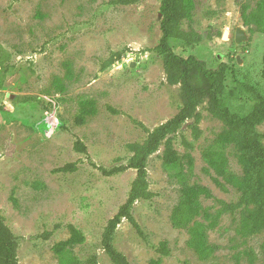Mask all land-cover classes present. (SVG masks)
<instances>
[{
	"label": "rangeland",
	"instance_id": "obj_1",
	"mask_svg": "<svg viewBox=\"0 0 264 264\" xmlns=\"http://www.w3.org/2000/svg\"><path fill=\"white\" fill-rule=\"evenodd\" d=\"M113 1L0 0V61L5 70L0 69V215L20 238L19 264H59L54 246L75 234L84 238L73 248L81 264L94 257L95 264H113L102 245L103 233L127 201L137 176L133 169L113 170L128 165L129 144L143 143L149 131L171 120L182 107L180 86L167 83L163 60L155 52L162 37V0L131 5ZM258 1L197 0L194 26L227 31L228 39L172 45L185 56L208 61L218 56L235 66L239 80L264 85V33L244 25L241 8L244 3L253 10ZM237 28L246 33L242 43L235 40ZM118 53L121 59L104 70ZM232 85L229 76L228 86ZM86 99L96 101L97 114L79 125L80 102ZM207 106L206 102L199 108L200 137L196 139L185 125L174 144L182 156L192 155L190 182L210 189L213 197L202 202L214 213L220 201L238 202L239 192L210 168L206 171L203 151L224 129ZM258 130L264 144V124ZM184 140L194 149L189 150ZM78 141L86 152L75 148ZM163 150L150 158L148 166L150 190L156 197L138 201L132 211L144 236L124 220L115 234L117 251L129 264H150L163 257L158 249L166 241L169 256L163 257V264H264V231L242 237L239 210L225 213L216 228L208 230L215 253L208 260L199 259L188 246V230L171 223L181 186L164 170ZM68 164L76 170L57 171ZM230 169L243 172L232 153Z\"/></svg>",
	"mask_w": 264,
	"mask_h": 264
},
{
	"label": "trees",
	"instance_id": "obj_2",
	"mask_svg": "<svg viewBox=\"0 0 264 264\" xmlns=\"http://www.w3.org/2000/svg\"><path fill=\"white\" fill-rule=\"evenodd\" d=\"M140 0H116L114 5H131ZM244 25L254 32V28L264 33V0H259L256 8L250 10L248 4H241ZM197 0H162L161 30L162 37L155 52L164 63L167 83L180 86L182 107L171 120L163 123L148 136L143 143H132L128 148L132 154L128 165L115 168L113 173L128 169L136 170L137 176L133 181L127 201L119 208L118 213L109 222L102 237V245L113 264H129L125 255L118 252L114 246L115 234L124 220H127L139 233L143 231L133 216V208L140 200L151 201L156 194L150 190L149 160L164 147L162 160L163 168L169 176L181 186L180 199L171 214L172 226L176 229H186L190 240L188 246L194 250L201 261L208 260L215 253V247L208 241V230L218 225L220 218L229 212L240 211L239 234L248 238L264 231V144L258 128L264 124V85L238 79L234 65L221 61L214 56L210 61L196 55L185 56L175 50L173 41L198 46L204 42L222 37L220 29L210 27L206 30L194 26ZM121 53L115 54L103 65L108 69ZM238 61V60H237ZM4 64L0 61V69ZM232 78V86H228V78ZM1 77V72H0ZM2 78H0L1 81ZM264 82V55L261 70ZM61 90L63 86L60 85ZM207 102L208 112L224 124L213 143L203 151V158L215 174L223 178L225 183L239 192L236 203L220 201L221 207L214 213L204 207L202 198L213 197L210 189L199 183H191L190 176L194 172V159L190 153L183 156L177 151L174 138L188 124L196 139L200 137V122L202 116L199 108ZM97 114L95 100H81L80 112L76 118L79 125H84L87 118ZM47 131L50 129L48 120ZM59 124V122H58ZM143 126V124H141ZM189 150L194 149L192 143L184 140ZM75 148L86 152V147L78 141ZM231 153L238 158L242 167L239 175L230 169ZM76 170L74 164H68L57 171L67 173ZM224 190L225 184L215 179ZM17 205V199L12 197ZM49 236V234H48ZM84 242L81 235L75 234L69 240L54 246V252L59 264H81L74 254L73 248ZM20 238L6 225L5 218L0 215V264H19L18 251ZM264 249V242L262 244ZM158 253L163 257L169 256L168 244L163 241ZM251 261L256 258L255 252H250ZM163 257L152 259L150 264H163ZM96 257L86 264H95Z\"/></svg>",
	"mask_w": 264,
	"mask_h": 264
},
{
	"label": "water",
	"instance_id": "obj_3",
	"mask_svg": "<svg viewBox=\"0 0 264 264\" xmlns=\"http://www.w3.org/2000/svg\"><path fill=\"white\" fill-rule=\"evenodd\" d=\"M229 37V32H224L223 36H222V39L223 40H227ZM247 39V36H246V33L245 31L242 29V28H237L236 30V37H235V40L237 43H242L244 42L245 40ZM238 62L239 64H242L241 60H240V57H238ZM132 66H134V64H132ZM188 125V124H186Z\"/></svg>",
	"mask_w": 264,
	"mask_h": 264
},
{
	"label": "built area",
	"instance_id": "obj_4",
	"mask_svg": "<svg viewBox=\"0 0 264 264\" xmlns=\"http://www.w3.org/2000/svg\"><path fill=\"white\" fill-rule=\"evenodd\" d=\"M50 128H51V126H50Z\"/></svg>",
	"mask_w": 264,
	"mask_h": 264
}]
</instances>
